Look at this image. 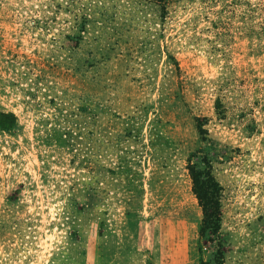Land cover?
Instances as JSON below:
<instances>
[{
    "label": "rangeland",
    "instance_id": "obj_1",
    "mask_svg": "<svg viewBox=\"0 0 264 264\" xmlns=\"http://www.w3.org/2000/svg\"><path fill=\"white\" fill-rule=\"evenodd\" d=\"M0 110V264H264V0H0Z\"/></svg>",
    "mask_w": 264,
    "mask_h": 264
},
{
    "label": "trees",
    "instance_id": "obj_2",
    "mask_svg": "<svg viewBox=\"0 0 264 264\" xmlns=\"http://www.w3.org/2000/svg\"><path fill=\"white\" fill-rule=\"evenodd\" d=\"M17 123L12 111L0 110V130H11ZM192 191L202 212V235L219 233L221 223L222 187L210 172L209 166L200 167L192 163L189 167Z\"/></svg>",
    "mask_w": 264,
    "mask_h": 264
}]
</instances>
